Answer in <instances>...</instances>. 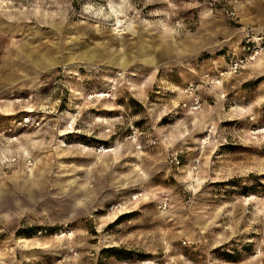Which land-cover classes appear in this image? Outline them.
I'll list each match as a JSON object with an SVG mask.
<instances>
[{"label":"rangeland","instance_id":"obj_1","mask_svg":"<svg viewBox=\"0 0 264 264\" xmlns=\"http://www.w3.org/2000/svg\"><path fill=\"white\" fill-rule=\"evenodd\" d=\"M0 264H264V0H0Z\"/></svg>","mask_w":264,"mask_h":264},{"label":"built area","instance_id":"obj_2","mask_svg":"<svg viewBox=\"0 0 264 264\" xmlns=\"http://www.w3.org/2000/svg\"><path fill=\"white\" fill-rule=\"evenodd\" d=\"M248 42H250V40L246 41V46L248 47L247 44H249ZM243 48H245V45L243 46ZM242 63V60H235L233 63H230V68L234 71H236L238 69V67H240V64Z\"/></svg>","mask_w":264,"mask_h":264},{"label":"crops","instance_id":"obj_3","mask_svg":"<svg viewBox=\"0 0 264 264\" xmlns=\"http://www.w3.org/2000/svg\"><path fill=\"white\" fill-rule=\"evenodd\" d=\"M17 49H18V47L16 48L15 51H17ZM7 78H10V80H11L12 76H8V75L6 74V76H5L4 78H2V81H6Z\"/></svg>","mask_w":264,"mask_h":264}]
</instances>
